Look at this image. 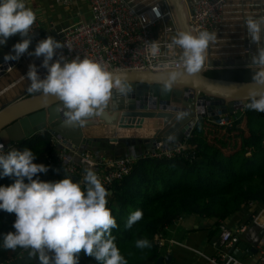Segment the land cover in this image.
Here are the masks:
<instances>
[{
  "label": "clouds",
  "instance_id": "9594fccd",
  "mask_svg": "<svg viewBox=\"0 0 264 264\" xmlns=\"http://www.w3.org/2000/svg\"><path fill=\"white\" fill-rule=\"evenodd\" d=\"M35 22L36 14L25 0H0V45L14 35L21 37L4 60H17L24 54L43 57L41 66L47 69V74L41 78L37 66L29 64L28 91L41 93L45 100L49 96L56 97L60 101L57 111L63 113L66 126L83 127L88 118L103 113L113 90L121 94L131 91L123 74L111 71L102 61L79 55L67 58L62 51L65 45L52 35L39 40L34 51L29 52ZM244 24L250 43L257 46L251 57V63L256 66L251 76L254 86L248 91L249 102L245 106L264 112V16L257 18L249 14ZM215 41L216 34L207 30L179 31L171 45L181 50L183 73L189 76L199 73L209 44ZM146 44L149 55L156 57L160 48L158 42L152 40ZM181 75L180 70L169 71L163 80L164 91L171 90L173 82ZM3 149L4 145L0 144L3 175L16 177L11 185L0 186V209L15 214L12 225L15 231L6 233L3 238L5 249L29 250L39 264H79L81 252L98 264H128L112 235L117 223L107 207L110 194L91 167L84 170L83 184L68 176L57 181H42L33 177L46 173L48 167L33 162L32 150L12 148L5 153ZM142 217L140 209L131 212L125 228H132ZM134 243L139 249L151 246L146 238L136 239Z\"/></svg>",
  "mask_w": 264,
  "mask_h": 264
},
{
  "label": "trees",
  "instance_id": "16d2710c",
  "mask_svg": "<svg viewBox=\"0 0 264 264\" xmlns=\"http://www.w3.org/2000/svg\"><path fill=\"white\" fill-rule=\"evenodd\" d=\"M255 67H221L208 69L209 77L249 81ZM230 125H219L199 119L187 144L192 145V157H138L130 172L114 183L107 197V207L116 220L112 229L115 243L128 264H155L159 250L155 236L171 225L179 216L197 215L225 219L240 212L248 202L264 204V112L246 106L237 111ZM47 130L19 140L14 146L35 154L34 163L47 167L54 148ZM94 148V153L101 150ZM69 176L53 164L46 173L33 177L42 181H57ZM16 177L3 175L0 186H9ZM27 183V179L25 178ZM140 209L143 217L130 229L125 223L131 212ZM257 210L252 212L256 214ZM252 219V218H251ZM15 214L0 209V262L7 261L23 249L15 251L3 247L4 235L15 231ZM146 238L150 247L139 249L135 240ZM79 264H98L83 252Z\"/></svg>",
  "mask_w": 264,
  "mask_h": 264
},
{
  "label": "water",
  "instance_id": "95a60500",
  "mask_svg": "<svg viewBox=\"0 0 264 264\" xmlns=\"http://www.w3.org/2000/svg\"><path fill=\"white\" fill-rule=\"evenodd\" d=\"M167 2L178 30L193 31L188 22L189 0H167ZM207 31L212 32V30ZM20 40L21 37L17 34L9 37L5 44L0 45V80L1 77L8 75L5 72L7 67L12 68L22 64L25 57H35L24 54L17 60H4V56L10 53L12 46ZM249 42L250 38L246 36L244 50L251 52L250 54L253 56L257 46ZM34 49L35 44L31 41L29 52H33ZM210 50L212 49L208 47L207 51ZM252 56L225 58L220 54L214 57L210 52L207 54L200 72L191 76L183 73V69L111 70L123 74L131 91L121 94L113 90L112 98L103 113L88 118L87 121L90 122H87L83 127H71L63 123V113L57 111L60 101L56 97L49 96L45 100L39 92L30 94L1 106L0 144L4 145V151L25 137L47 130L55 138L60 139L62 144L74 149L95 154L94 148L98 149V145L103 148L104 145L112 147L116 144L125 148L126 155L137 158L142 155L143 148L145 151L154 150L157 146L165 145L170 139L177 142L182 140L199 119L204 118L218 123L221 119L226 120L239 109L244 108L249 102L248 91L254 86L251 80L215 78L209 77L205 73L208 69L218 67H253L255 65L251 63ZM39 63L40 61L35 60L36 65ZM171 70H180L182 75L173 82L171 90L164 91L163 80ZM141 75H146V77H138ZM156 119L159 120L158 123H155ZM91 123L106 128L107 132L102 138L93 137L88 133V126ZM143 125L146 128H151V133H153L146 136H131L130 138L126 135L118 136V130L140 128ZM83 128L85 129L84 133ZM110 131L112 134H108ZM134 144L137 146H133ZM130 145H132L131 148ZM108 192L111 193V190ZM249 229L256 232L257 235L250 237L248 233L243 236L231 251L233 256L243 258L249 253L257 252L256 246L263 230L256 225ZM170 258V255H159L155 264H164ZM0 264H39V260L36 256L31 255L29 250H23Z\"/></svg>",
  "mask_w": 264,
  "mask_h": 264
},
{
  "label": "built area",
  "instance_id": "2783aa9c",
  "mask_svg": "<svg viewBox=\"0 0 264 264\" xmlns=\"http://www.w3.org/2000/svg\"><path fill=\"white\" fill-rule=\"evenodd\" d=\"M57 1L66 4L71 0ZM231 1L233 0H189L188 22L190 28L194 32L212 30L213 33L217 34V30L225 24ZM87 3L89 19H81L63 30L55 31V34L52 35L65 45L62 51L67 58L71 59L77 55L81 58L87 56L91 59L102 61L110 70L183 69V63L180 59L181 50L178 47L173 49L171 45L172 38L179 30L166 0H87ZM25 4L36 14V22L31 30L33 31L32 41L36 46V43L47 35L44 33L45 31L34 7L28 5L26 1ZM154 9L157 11H153ZM54 25L53 22H50L49 29L55 30ZM152 40L157 41L160 45L156 57L149 55L146 44L147 41ZM211 43L217 46L220 42L216 40ZM210 44L209 47L211 48ZM244 46L245 44L241 48L236 49L238 50L237 52L243 53L247 57L252 56L251 52L244 50ZM216 49L217 47L212 49V51ZM218 55L220 54L213 56L216 57ZM221 56L233 58L225 53L221 54ZM28 59H31L34 64L35 60L40 61L38 65L35 64L37 70L40 69L38 74L41 78L46 76L47 69L41 66L43 57L35 56ZM10 69L11 67H7L5 72L8 73ZM234 114L226 120L221 119L220 122L215 123L230 125L232 122L231 117ZM191 131L185 134L182 140L177 142L170 139L165 145L162 144L154 150L144 151L139 157H192L190 151L193 146L187 144L186 141ZM51 136V145L54 150L48 157V165L52 166L55 164L60 166L64 172L76 178V182L79 181L81 184H83L85 175L84 170L91 167L107 191L112 190L114 183L130 172L136 159L128 155L118 156L113 159L94 158L92 152L71 148L66 144H62L60 139L55 138L53 135ZM251 203L249 202V204ZM178 218L180 217L176 219ZM253 225L263 230V234L256 246L257 252L247 254L250 261H244L241 257L233 256L231 251L246 234L248 235L249 233L250 237L257 235L256 232L249 229ZM219 228V238L211 241V244L218 249V252L215 256L202 254L206 259V264H264V204L257 209L256 214L252 215L251 224L240 222L234 227H230L223 222L220 223ZM155 243L157 246L162 245L160 233L155 236Z\"/></svg>",
  "mask_w": 264,
  "mask_h": 264
},
{
  "label": "crops",
  "instance_id": "0c3cea01",
  "mask_svg": "<svg viewBox=\"0 0 264 264\" xmlns=\"http://www.w3.org/2000/svg\"><path fill=\"white\" fill-rule=\"evenodd\" d=\"M25 1L36 10L46 35H54L55 31L63 30L81 19L87 20L90 17L87 0H71L66 4L57 0ZM249 14L257 18L264 16V0H233L230 2L225 24L217 30L216 34L217 41L224 40L223 48L229 49L232 46L237 49L243 46L245 38L248 36L244 21ZM50 22L55 24V30L49 29ZM218 48H220V43ZM236 53L245 57L243 53ZM236 53L225 54L229 57H236L238 56ZM31 63V59L25 57L22 64L11 68L7 76L1 77L0 108L3 104L22 99L31 94L28 91L30 81L26 77L28 66ZM147 121L150 120L147 119ZM154 121L155 123L159 122L158 119ZM90 135L97 136L91 133ZM133 146H137V144ZM98 148L101 151L92 154L94 158L113 159L120 154L121 156L126 155L125 148L116 144L112 147L104 145L103 148L98 145ZM143 150L145 151L144 148ZM246 205L240 212L225 219H213L193 214L179 216L180 218L175 219L171 225L164 228L161 235L162 245L157 246L159 255L171 256L168 262L164 264H206L203 255L215 256L218 252L211 241L219 238L220 223L224 222L230 227H234L240 222L249 225L251 224L252 212L260 208L262 203L252 202L249 204L248 202ZM242 260L250 261L247 255Z\"/></svg>",
  "mask_w": 264,
  "mask_h": 264
},
{
  "label": "bare ground",
  "instance_id": "6f19581e",
  "mask_svg": "<svg viewBox=\"0 0 264 264\" xmlns=\"http://www.w3.org/2000/svg\"><path fill=\"white\" fill-rule=\"evenodd\" d=\"M167 1V0H166ZM188 1V0H187ZM222 41V40H221ZM220 41V42H221ZM211 48L214 49V45H212V43L210 44ZM221 47V46H220ZM233 50H236V49H233ZM237 51V50H236ZM211 52V55H217V51H207V54ZM221 54V53H220ZM138 77H146V75H141V76H138ZM41 100V99H40ZM87 122H90V121H87ZM88 133L90 134H94V135H99V134H102L103 131L104 133L107 132L106 131V128H104L103 126H100V125H96L94 123H91L89 126H88ZM83 133L85 132V129L83 128L82 129ZM152 131L151 128H146L145 125L141 126L140 128H128V129H125V130H118L119 134L118 136H123V135H126V136H133V135H137V136H146L148 134H150ZM153 133V132H152ZM151 133V134H152Z\"/></svg>",
  "mask_w": 264,
  "mask_h": 264
},
{
  "label": "rangeland",
  "instance_id": "374dc122",
  "mask_svg": "<svg viewBox=\"0 0 264 264\" xmlns=\"http://www.w3.org/2000/svg\"><path fill=\"white\" fill-rule=\"evenodd\" d=\"M223 45H224V40H222L221 42H220V46H222V47H220V48H218L219 47V45H217L218 47H217V49L215 50V51H217L218 53L217 54H223V53H232V54H234V53H236L237 51L236 50H233V49H236V48H233L232 46L229 48V49H227V48H223ZM238 49V48H237ZM237 55H238V53H236ZM103 134H104V132L102 133V134H99V135H97V136H95V137H99V138H102L101 136H103ZM108 134H112L111 133V131L108 133ZM137 135H133V137H136ZM127 137H131V136H127ZM118 154H120V153H118Z\"/></svg>",
  "mask_w": 264,
  "mask_h": 264
}]
</instances>
